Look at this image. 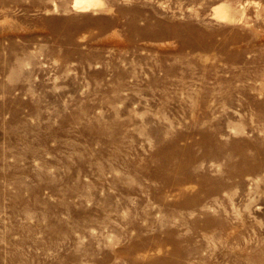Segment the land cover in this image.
<instances>
[{
	"label": "rangeland",
	"instance_id": "374dc122",
	"mask_svg": "<svg viewBox=\"0 0 264 264\" xmlns=\"http://www.w3.org/2000/svg\"><path fill=\"white\" fill-rule=\"evenodd\" d=\"M0 264H264V0H0Z\"/></svg>",
	"mask_w": 264,
	"mask_h": 264
},
{
	"label": "bare ground",
	"instance_id": "6f19581e",
	"mask_svg": "<svg viewBox=\"0 0 264 264\" xmlns=\"http://www.w3.org/2000/svg\"><path fill=\"white\" fill-rule=\"evenodd\" d=\"M99 0H73L74 9L76 11L87 12L98 6ZM216 16L219 18H226L228 16V9L225 6H219L216 10Z\"/></svg>",
	"mask_w": 264,
	"mask_h": 264
}]
</instances>
